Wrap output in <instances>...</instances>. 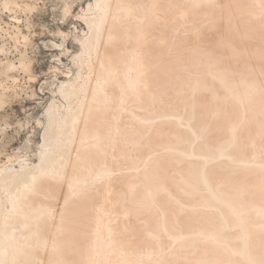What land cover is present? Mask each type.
I'll return each mask as SVG.
<instances>
[{
	"label": "rangeland",
	"instance_id": "rangeland-1",
	"mask_svg": "<svg viewBox=\"0 0 264 264\" xmlns=\"http://www.w3.org/2000/svg\"><path fill=\"white\" fill-rule=\"evenodd\" d=\"M110 1H114V0H105L103 4H100L101 0H0V168L2 166H5L4 168L1 169L2 173H0V188L3 189L9 188L8 192H4L5 190H2L0 193V264H7L9 262L10 255L14 249L16 250V253L18 255L16 256V259L17 261L20 262V263L18 262V264H53L54 261H56L54 264H63L64 259H70L72 253L69 254L67 252H63L64 256L62 254H60L61 255L60 256L57 253L55 247V244L57 240L60 238L62 233V231L60 230L61 226L64 225L65 221L67 224L70 223L68 215L66 217L64 216V214L67 213L65 211L66 210L69 211V208L72 207L71 205L73 204V202L76 201L75 199H77L80 196V194H82L84 191H87L88 187H90L89 190L92 191L94 190L99 192L101 190L99 184L102 183H98L97 181H92V184H87L83 186L82 185L83 180L92 178L100 167H103L106 163L107 165H109L110 163H112L117 159L118 160L115 161L114 166L113 164H110V167L113 166L111 167V169L115 173L114 174L115 176H113V178L115 177V179H117L116 181H118V184L115 181V179L110 178V181L111 179H113L112 181L113 184H111L112 182L109 183V185L111 186L108 185L107 186L108 188H106L105 190L106 191L105 196L107 197L106 198L105 196L103 197L102 196L103 193L99 194L98 196L96 195L97 197L96 199H94V201L96 200L99 204L93 202L94 206L97 207H95V210L91 211L90 214L97 215L99 213L97 211V208L98 207L102 208V212L100 215L102 216L103 223L106 224L107 226L109 225V227L112 226L110 227L111 231L109 230L108 232V235L110 234L112 235V237L110 235L111 241L112 239L115 238L114 240L116 242L119 241L118 242L119 245V243H121L123 240L122 245L124 243L123 246L124 249L122 250V252L114 250L115 248L113 249V251L112 249L110 250L108 249L109 252L107 253L103 252V255L105 254V256H103L102 251H99L100 248H98V251H94V254L92 252V255H94V257L96 258V260H94L97 261L96 263H98V260H100L102 256H103L102 262H104V264L107 258H108L107 259L108 261L106 260L107 264L108 262L109 264H111L112 262H114L112 264L115 263L116 264H155V263L158 264L159 263L158 261L157 263L154 260V256L156 255L155 257H158L165 252L164 249L165 245L163 244V242L160 241L163 238L161 237L162 229L161 230L159 228L157 229L158 226V221L156 222L157 213L155 214L153 208H150L148 210L144 208L145 209L144 210L143 207L141 206L142 204L140 205L139 203L140 207H138L137 205V203L142 198V192H141L142 190L141 188H139V186H141L140 183L141 180L138 177H136L135 174L137 170L141 171L143 168L144 169L147 168L149 166V163H151V161L156 158H158L159 160L158 162L164 163L163 165L164 171L160 166L159 167L160 169L157 168L155 172L158 173L159 171L158 173L159 176L162 177L166 176L165 178L168 181V183L170 182V185H173L174 182L178 181L176 177L173 178L174 172H176L177 169L182 171H188V169L191 168L195 170V172L198 173V177H199V180L197 178L198 181L195 182L197 183V191L199 194L200 193L206 194L208 192L207 186L204 185V183L201 181L202 179L199 176L200 174L205 173L208 169L214 170V171L212 170L213 173L211 174H214V176H218L220 179H222L221 182L223 185L225 183L224 185L225 187L231 186V183H229L230 178L233 179L239 176H240L239 178L244 177L242 181L241 179L238 180V182L240 181L239 183L242 182L241 184L237 182L238 185H241L239 187L242 188L243 186L244 188L249 186H252L253 188L257 187L255 185H250L249 181H248L249 184L247 183V180H249L247 178L250 176V174L252 176L256 172L252 169H249L248 172L247 170L241 171L243 169L241 167L243 165L246 166L247 164L248 167H250L248 162L251 161L250 165L252 166L250 168H252L254 165L252 164L253 160L251 158L253 159L256 158L255 160L259 162L258 164L259 170L261 171L264 170V165H263L264 164L263 163L264 162V140H263L264 126L262 127V125H264V116H263L264 113H262L264 112V107H263L264 106V102H263L264 101L263 98L264 68L262 66V64L264 65L263 63L264 54L261 53V56H256L254 54V49H253V48H259L262 50L261 46H263V53H264V44H263L264 42L262 43V41L257 40L264 38H260L259 37L260 33L258 32L257 33L255 32L256 35L258 34L256 37L252 35L251 36L248 35L247 29L243 28V26L256 25L255 24L256 22L254 23L255 19H252L254 17L253 14H255L256 12L257 13L260 12L258 18H256L257 21L264 19V9H262L263 11L262 10L256 11L255 9L254 11H252L251 7L255 4V0H238V1L210 0V1H202L201 4L194 6H192L189 2L186 1L184 3L181 1L182 2L181 3L180 0H169L168 5L170 7L169 8L170 11L168 12H170V16L167 15L166 12H162L161 10L160 14L161 16L162 15L163 16L159 18L160 20L154 19L153 21L151 20L152 22L149 23L150 31H152V34L146 35L145 37L136 38L134 35L132 36L131 28L129 26H126L128 27V31L127 28H123L122 43L121 42L118 43L119 48L118 46H116L115 48L116 54L114 53V55L111 56L109 55L110 56V57L108 56L109 61L104 63L102 61V55L99 50V45L101 43L110 42L109 40L111 39L109 35L102 34V32L105 31L104 28L107 27L106 23L109 18V11L106 5ZM166 1L167 0H157L158 9L161 8L163 9L164 6L166 5L165 4ZM179 2L181 5L178 4ZM180 6L181 8L184 7L186 8L189 14V15L187 14L188 17L187 15L185 17L181 16ZM176 16L180 20V22L176 18ZM102 18H104L102 24L103 26L101 25L102 30H99V28L97 27L94 31L95 28L94 22H96L97 20H101ZM167 18L168 19L170 18L171 20L169 21ZM182 19L184 20L182 21ZM174 22L177 25L174 24ZM91 23H94V26L91 25ZM262 26H264V23L262 24ZM263 30L264 27H262V32ZM253 32L254 31H252V33ZM225 41L226 43L229 42L231 44L232 43L238 44L242 52L238 54L227 53ZM179 44L187 45V46L191 44L188 46V49L186 46V50L187 51L189 50V52H192L197 48L200 49L195 50L197 52L194 53L192 57H186V55L183 54L182 56L179 57L175 48L177 47V45L180 46ZM238 45H236V47ZM169 46H173V48ZM138 51H141V53L140 52L138 53ZM220 54L222 55L220 56ZM201 55L203 58L209 57L210 58L209 60L215 59V61L217 60L219 61V59L226 61L234 60L235 62H237V63L234 62V64L240 63L241 65H243V67H246V70L243 71V74L244 72L245 74L247 73L248 75L251 74L253 79L255 80L257 79L256 82L255 80H253V83L255 82V85L257 86L256 88L259 91V94L256 97V99H258L257 101L259 100L261 101V96H263L262 101L256 103V99L254 98L253 101L256 108L254 109L255 106L253 104L250 105L248 104L249 106L246 108L247 111L244 113L240 105V102L230 98L229 95H227L228 94L227 90L225 89L227 92L225 93L223 91L224 86L222 87L221 84L218 83V81L209 78L211 76H209L207 70L208 67L203 63L202 64L200 63V65L202 66L199 65L198 67L195 66L197 67L198 70L196 71V73L197 76L200 75L199 78H201L202 81L206 82L205 85L208 84L206 85L208 89L202 90L201 92H197L193 97L191 96L192 94H194L193 91H190L192 93L188 92L189 90L184 92V85H185L184 82L186 81L187 83L190 82L186 80V76L187 79H189L191 78L189 76H191L192 74L188 75L189 73L187 74L182 73V71L184 70L183 66L185 63H186L185 64L186 67H188V64L192 65V63L199 56L201 57ZM193 56L196 57L194 58V60L192 59ZM229 56H231V59L229 58ZM206 59L204 58L205 61ZM140 60L144 63L142 67V71H144L145 73L141 75L142 77L146 75L149 83H147L145 86L140 83L133 88V86L129 85L126 82V79H130L134 75H138L137 72L140 71V69H137L138 71H135L134 69H136L135 62ZM244 60L247 63L246 65L243 62ZM109 65L111 67V72L113 74V77L115 76L114 78L113 77L107 78L108 76L106 77V72ZM203 65H205L204 66L205 70L203 69L202 70L205 72L204 74L203 73L200 74L202 70L199 69V67L204 68ZM181 66L182 69H180ZM105 67L106 69H104ZM130 67L133 69H131ZM237 69L238 70L235 71H237L238 74L235 72L234 74L239 75V71H242L244 68H241V70L239 68ZM257 69L262 70L261 73L263 75ZM255 70L259 71V73L262 75V78L260 77L261 75L259 73H255L257 72ZM178 74L181 75V77H179ZM256 74L258 75V77L256 76ZM254 76H256L257 78L256 77L254 78ZM118 77L121 80V82L116 80ZM206 77L209 79H206ZM169 78L171 83L173 82L172 84L170 83V81H168ZM162 80L168 81L171 86L170 85L161 86L160 82ZM209 80L212 82H210ZM180 81H184V82H180ZM214 81L216 83H213ZM218 84L220 85L219 89H221L222 92L218 89L219 86ZM214 86L216 87V89H218L215 91L218 92L219 96H217L216 98L219 100H217L209 90V87L214 90L215 89ZM185 90H187V88ZM151 91L152 94L154 95H150ZM219 91L221 92L222 96L226 94L227 97L223 96V99H220L222 98V96L220 95ZM161 92L164 94L161 95ZM159 95L161 97L165 95L166 96L162 97L163 98L162 99L161 97H159ZM208 95L210 96V99ZM179 97L181 100L179 99ZM188 97H190L192 101L191 100L188 101L190 99ZM212 97L214 98L213 100ZM194 98L196 99L194 100ZM224 98L226 99L225 101ZM153 99H157V100H153ZM156 101L158 103H156ZM193 101L194 104L197 105L199 110L205 111V114L207 115L205 116L209 118L208 120L209 121L212 120L210 122L206 120L208 121V124L206 123V121H203V124H201V126L202 127L205 126L206 130H204V132L202 133H201L202 129L198 130L200 126L199 128L198 127L195 128L193 127V125L192 128L190 127L193 121L190 119L191 116L189 114L190 110L189 112L187 111L190 108V102L193 103ZM178 102H181L182 104L181 103L178 104ZM198 102L200 103L198 104ZM250 103H252V101ZM103 104L105 107L103 106ZM251 105H253L252 106L253 108H251ZM216 107H219L218 109L219 111L217 113L218 116H215L214 119V117L211 118L209 115L210 112ZM231 108L232 109L236 108V110L234 109L232 110ZM55 109L56 110L58 109V111L61 110L63 113H66L64 117L65 119L63 118L64 123H66V119L68 118L69 114H71L72 112H77V111L82 112L83 115L81 114V116L82 117L84 116V119L79 120V118L82 119V117L77 118L78 121L81 123V125H80V129H77L78 127L76 129L78 130V139L79 140L84 139V142L83 143L79 142V144H77L74 151L75 152L74 156L78 157L79 154L85 152L83 153V157L85 158L86 162L85 163L77 162V161L73 162V160H71L72 162L68 164V167L65 170V175L63 178L58 176V178L54 177L55 178L54 179L52 175H51L52 177L49 175H45L46 177L45 176L43 177L45 179L44 186L42 188H37L34 191L36 193L31 192L30 194L29 191L21 189L22 188L21 184L19 186H16L15 184L12 183L9 184L10 181L7 180L6 178L10 176L15 177L17 175L16 173L20 169L21 163L23 164L27 163L28 166H32L37 162L38 153H39L38 151L43 143L42 134L45 127L47 126L46 112L48 110L49 111L51 110L53 111V113H56L54 112ZM139 109L140 110L143 109V111H140ZM185 109H187V111H185ZM172 110L174 111L172 112ZM129 111L131 112L132 115H130ZM133 111L135 112L133 113ZM204 111L202 112L204 113ZM207 111L209 112L208 113L209 115L207 114ZM231 111H233L234 115ZM112 113L113 116H109ZM230 113L232 114L231 116L229 115ZM138 114L140 116H138ZM252 114L253 117L251 116ZM52 115L54 116V114ZM248 115L250 118L245 119V117H248ZM97 116H101V118L99 117L100 118L99 119ZM108 117L110 118V120L108 119ZM138 117L140 118L138 119ZM241 118L243 122L241 121ZM258 118L260 119L259 121H257ZM94 119H97L98 121ZM170 119L174 120V122L177 121L179 126L177 122L176 125H173V122ZM89 120L93 122L94 126L96 127L95 129H100L98 130L99 132L105 134L109 132L106 135L103 134V136L104 135L105 136L102 137V139L98 142L100 145H98L97 147H95V142L89 139L90 136L87 135L86 132H84L85 123H87ZM129 120L131 121L133 120L132 121L133 123L131 121L129 122ZM165 120H167L168 122L167 121L165 122ZM179 120L183 121L182 122L183 124L179 123L180 122ZM216 120L219 123H217ZM233 120H236L235 122L238 126V131L241 132L243 131V129H246V131L245 132L243 131L244 134L241 136L240 143H237V145L233 144L232 146L231 145L227 146V148L229 147L228 149H226V146L223 148L221 147L219 148L220 141L222 140L224 142L227 141L226 128L229 125L228 123H230ZM246 120H248L249 123ZM120 121L121 123H119ZM137 122L138 123L141 122V124L143 122V125H141L140 123L136 124ZM153 122L154 124L156 122L157 123L153 125ZM184 122H186L187 124H185ZM253 122H255L256 124L258 123L259 124V125L257 124L258 127ZM102 123H104L105 127ZM209 123L210 124L212 123V125L210 126ZM250 123L253 126L250 125ZM180 124L182 128H180ZM214 124H218V125H214ZM106 126H108L109 128ZM208 126H210V128L212 127L211 131L209 130ZM177 127L180 128V129L178 128L179 131L178 129L177 131L176 129H174ZM107 128L108 129L111 128L110 131ZM183 128H185L189 132L191 131L190 132L191 135L185 134L187 135L186 136L187 139H186L185 135L182 134L185 137L184 140L180 141L178 139L176 142L173 141L174 138L176 140L177 139L176 136L180 134L177 132H182L183 130L185 131V129ZM207 129L210 131V133L208 132V134H210V136L208 135V137H206L205 135L208 131ZM136 130L140 132L137 133ZM217 130L219 131L217 132ZM173 133H175V135H173ZM135 134L138 136L141 134L139 140L136 141L138 142L141 140L142 142L140 141V143H137L135 141L136 138L138 139V136H136ZM194 134L196 139L194 136H192ZM249 135L251 138L249 137ZM188 136L189 137L191 136L192 138H189ZM199 136L202 137H200L199 139ZM204 136L207 139L206 138L204 139ZM133 137L136 138H134L133 140ZM212 137L215 141H217L215 147H212L214 146ZM221 137L224 139H222ZM254 137L255 139H253ZM193 138L196 141L193 140ZM248 138L250 140H248ZM147 140L148 143L151 144L147 145L148 144ZM169 140H171V143L168 142ZM191 141L193 142L192 145H191ZM181 142L182 144H180ZM199 142L201 143V145ZM121 143L124 144L121 145ZM167 143L171 145L168 146L169 144ZM242 143L243 145L241 146ZM159 144L163 145V147L165 148L159 146ZM195 144H196V148H195ZM257 144L258 145L261 144L262 146L259 145L261 146L259 147ZM164 145L172 149L168 150L169 148L167 147L166 149V146ZM251 145H253L254 147L257 145L256 150H258L259 152L253 149V146ZM133 146L137 148V151L135 149L134 150L135 153L138 154L139 156L134 155L133 160L132 158L129 159V156L127 158L126 157L123 158L124 154H126L125 150L127 148L133 149L134 148ZM203 146L206 148H203ZM237 146L239 147L241 146L240 147L241 149H239V147ZM119 148L124 150L122 151ZM194 148L195 150H193ZM162 149L163 152L161 151ZM215 149L216 151H214ZM118 150H120V152H117ZM228 150L232 152L230 155H228L229 152ZM169 151H171L170 154L172 155L168 153ZM201 151L203 152V154ZM156 152L159 153L161 157L159 156V154L157 155ZM161 152L162 153L167 152L166 154L164 153L165 157ZM197 152H201V153H197ZM218 152H220L221 154H218ZM238 152L239 154H241L242 158L240 156H237L236 158ZM117 153H119V155ZM177 153L179 155H175ZM244 153L245 155L246 154L249 155L246 156L244 155L246 157L244 158L243 156ZM191 154H195L196 156L193 155L194 156L193 157L191 156ZM251 154L252 157L250 158ZM209 155L210 157L213 156L214 157L210 158ZM152 156L154 157V159H152L153 158ZM179 156L182 157L183 160L182 162H177L178 160L176 159H178L177 157ZM201 156L204 158V161ZM218 156L219 157L221 156L220 158L222 160L224 158L223 162L226 161L227 164H225L226 162L223 163ZM248 156L249 158L247 159ZM167 157L169 158L171 157L172 160L170 159L169 161V158ZM239 157L241 158V160H239ZM119 159H125V162H122L121 160L119 161ZM128 159L131 161H129ZM205 159L207 161L209 160L210 162L209 161L206 162ZM211 159L214 160L211 161ZM246 159L248 160V162H246L245 164ZM261 160H263V162ZM126 161H129L130 163H134L135 165L130 163L128 164L126 163ZM236 161L239 162V166L238 163H236ZM186 162L188 163L186 164ZM229 162L230 164L228 166ZM191 163L194 164V167H192L193 164ZM189 164L192 166L190 167ZM216 164H218V166ZM135 166L137 167L135 168ZM218 167L222 168L223 170H221ZM218 169H220L219 170L220 172H218ZM236 170H238V172ZM231 171L236 174H233ZM167 172H169L170 175H165V173ZM223 172L225 174L230 172L233 175L230 173L229 175L227 174V176L229 177L228 178ZM242 172L244 173L243 175L241 174ZM219 173H221V175H219ZM114 181L116 182L115 184ZM124 181L126 182L124 183ZM127 182H128V186H130L131 184H132L131 186L135 185L134 187H132L133 189L131 187L126 188ZM227 183L229 184L227 185ZM84 187L87 188V190L83 189ZM135 187L137 188V190H135ZM252 187H250V189H253ZM205 188L207 190L206 192H204ZM201 189L203 191H201ZM79 191L82 193L78 194ZM138 191L141 193L140 194L141 196L139 195ZM257 191L259 192V199L263 203L264 191L263 189L261 190L257 189ZM10 192L13 194V196L12 194H10ZM161 193L162 192L159 193L160 196H162L163 194ZM49 194L50 195L52 194L51 197L49 196ZM68 194L70 195L69 197H67ZM74 196H76L77 198ZM137 196L140 197L137 198ZM164 196L165 197L163 196L161 197L163 199L162 202L165 204V206L173 208L174 204L173 206H170L172 205L169 202L170 200L167 202V200L164 199L166 198V195ZM66 197L68 199H66ZM158 198L160 199V197ZM71 199L73 202L71 201ZM135 199H136V203H135ZM100 202L101 203L103 202L102 205ZM142 209L143 212H141ZM205 211L207 210L200 211V213H202L200 216L201 221H206L207 214L210 212V210L207 211L208 213ZM253 212L254 213L256 212L255 209L253 210ZM256 213H257L256 216L259 217L258 221L260 219L264 220L259 216L261 212L257 211ZM254 221L257 222V220ZM263 222L262 224H258L257 222L256 224L258 225L256 224L253 225L254 222L251 224V227H253L254 229V230L252 229V231L256 235L258 234V236L260 235L258 232L261 231V234H263L264 232V227H262L264 226ZM156 223L157 226H155ZM259 223H261V221ZM72 225L80 227V223L75 222ZM142 225L145 228H147L146 230L150 229L152 232L155 231L154 233L155 236L153 235V233L151 234L150 232L143 230L145 228ZM259 225L261 226L259 227ZM151 228L154 230H152ZM256 228L257 230L259 229L258 232H255L257 231ZM93 231H91L90 234L93 233ZM86 232L89 234V229L87 230V227H86ZM158 233H160L159 235L161 236L157 235ZM106 235L107 233L104 236ZM263 235H261V237ZM187 236L188 234H186L185 237ZM107 237L109 238V236H106V238ZM107 240H110V238ZM115 241L112 242L116 244ZM152 243L153 245H151ZM159 243L163 244L164 246L159 245ZM24 247L28 249V251L30 252V256L28 260L26 259V261L22 262L21 256L23 255L22 251ZM251 247L254 246L252 245ZM157 248L160 250H158ZM154 249L155 251H153ZM98 252H100L102 256H100ZM158 253H160V255ZM95 254L99 257H96ZM150 254L152 255L150 256ZM104 257L107 258L104 260ZM182 260L185 261L184 258H182ZM102 262L100 261L99 263L102 264ZM161 263L163 264V262Z\"/></svg>",
	"mask_w": 264,
	"mask_h": 264
},
{
	"label": "bare ground",
	"instance_id": "bare-ground-1",
	"mask_svg": "<svg viewBox=\"0 0 264 264\" xmlns=\"http://www.w3.org/2000/svg\"><path fill=\"white\" fill-rule=\"evenodd\" d=\"M105 0H101L100 4H103ZM189 2L192 6L194 5H199L202 3V1H210V0H180V2ZM238 1V0H237ZM169 0L166 1V5L164 6V8L162 9H158V3H157V0H114V1H110L107 3L106 7L108 8V11H109V18H108V21L106 23L107 27H105V31L102 32V34H107L111 37V39L109 40L110 42H107V43H101L99 45V50H100V53L102 55V61L105 63L108 60V58L111 56V55H114V53L116 54V46H118L119 42L122 43V32H123V28H127V31H128V27L126 26H129L131 28V34L132 36L134 35L136 38H139V37H145L146 35H149V34H152V31H150V25L149 23L152 22L154 19H159L161 16V10L162 12H166L167 15L170 16V7H169ZM173 2V1H172ZM180 2L178 4H180ZM181 2V3H182ZM206 3V2H205ZM208 4V3H207ZM181 5V4H180ZM204 5V4H203ZM213 7V6H212ZM243 7V6H242ZM248 7V6H247ZM90 8V7H89ZM181 8V6H180ZM185 8V7H184ZM181 8V16L182 17H185L188 12L186 10V8ZM179 9V8H178ZM254 9L256 11H261L262 9H264V0H255V4L251 7V10L254 11ZM167 10V11H166ZM111 11V12H110ZM160 11V12H159ZM179 11V12H180ZM210 11V10H209ZM255 11V12H256ZM263 11V10H262ZM172 12V11H171ZM206 12V10H205ZM104 13V12H102ZM260 12H256L255 14H253V18L252 19H255L254 23L256 25H245L243 26V28L247 29V34L248 35H252L254 37H256L257 35L255 34V32L257 33H260L259 34V37L260 38H264V30L262 32V24L264 23V19L260 20V21H257L256 18H258V15H259ZM163 14V13H162ZM173 14V13H172ZM180 14V13H179ZM175 15V14H174ZM189 15V14H188ZM187 15V17H188ZM166 16V15H164ZM178 16V15H177ZM176 16V18H177ZM172 17V15H171ZM180 17V18H182ZM166 18V17H165ZM190 18V17H189ZM168 19V18H167ZM175 19V18H173ZM178 19V18H177ZM184 19H187V18H184ZM182 19V21L184 20ZM103 20L104 18H102L101 20H97L95 23V28H94V31L95 29L98 27L99 30H102L101 28V25L103 24ZM145 20V22H144ZM152 20V21H151ZM160 20V19H159ZM169 21L171 20L170 18L168 19ZM179 20V19H178ZM176 21V20H175ZM180 22V20H179ZM94 23H91V25L94 26ZM173 23V22H172ZM174 24H176L174 22ZM180 24V23H179ZM178 24V25H179ZM177 25V24H176ZM91 26V27H93ZM103 26V25H102ZM152 26V25H151ZM154 27V26H153ZM103 29V30H104ZM152 30V29H151ZM261 30V31H260ZM149 31V32H148ZM252 31H254L252 33ZM260 31V32H259ZM125 32V31H124ZM151 32V33H150ZM162 39V38H161ZM135 40V39H134ZM138 40V39H137ZM259 41H262V43L264 42V39H257ZM227 41V40H226ZM225 41V43H226ZM190 42V41H189ZM224 42V41H223ZM120 43V45H121ZM167 44V42H166ZM192 44V43H191ZM189 44V45H191ZM218 44V43H217ZM224 44V43H223ZM233 44V45H232ZM229 43L227 42L226 43V51L227 53H231V54H238L241 51V48H239V45L238 44H234V43ZM245 44V43H244ZM264 44V43H263ZM171 45V44H170ZM180 45V44H179ZM188 45V46H189ZM236 45H238L236 47ZM257 45V44H256ZM168 46V44H167ZM186 46L187 45H180L176 48V51L178 53V56H182L183 55H186V57H192V55L194 53H196L197 51L195 50H198L200 48H197L195 49L194 51L192 52H189V50L187 51L186 50ZM188 46H187V49H188ZM169 47H172L173 46H169ZM194 47V46H193ZM245 47V46H244ZM262 47V50L259 49V48H253L254 49V54L256 56H261V53H263V46ZM119 48V46H118ZM171 48V49H172ZM203 48V47H202ZM170 49V50H171ZM217 49V48H216ZM252 49V51H253ZM106 50V51H105ZM140 50V49H139ZM193 50V49H192ZM191 51V49H190ZM132 52V51H131ZM141 53V51H138V53ZM215 53V52H214ZM252 53V52H250ZM110 55V56H109ZM196 55V54H195ZM194 55V56H195ZM215 55V54H214ZM217 55V54H216ZM222 54H220L221 56ZM252 55V54H251ZM109 56V57H108ZM131 56V55H130ZM137 56V55H136ZM141 56V55H139ZM193 56V60L194 57ZM207 56V55H206ZM210 56V55H209ZM212 56V55H211ZM240 56V55H239ZM133 57V56H132ZM216 57V56H215ZM227 57H228V54H227ZM254 57V56H253ZM199 58V59H198ZM193 63L192 65L191 64H188V67L183 66V71L182 73L184 74H187L189 73L188 75L192 74L191 78L187 79V76H186V80H188L189 83L184 82V81H180V82H184V92L185 91H193L194 94H192L191 96H195V94L197 92H201L202 90H206L208 89V87L205 85L206 82L202 81L201 78H199V76H197V73L196 71L197 70V67L198 65L199 66H202L200 65V63L202 64H205L207 65L208 67V73H209V78L211 79H214L216 81H218V83L221 84V86L223 87L224 86V92L229 95L230 98L240 102V105L242 107V110L243 112L245 113L247 110L246 108L250 105V104H253L254 105V98L256 99V97L258 96L259 94V91L258 89L256 88L257 86L255 85V82L256 80L253 79V77L251 76V74H243V71L246 70V67H243V65H241L240 63L238 64H234V60H229V61H226V60H221L219 59V61H215V59H211L209 60L210 58L208 57H204L206 59V61L204 60V58L199 56ZM229 58L231 59V56H229ZM262 58V57H261ZM130 59V58H129ZM136 59V57H135ZM203 59V60H202ZM134 60V59H133ZM132 60V61H133ZM192 60V61H193ZM237 60V59H236ZM240 60V59H238ZM191 61V62H192ZM217 62V63H216ZM219 62V63H218ZM245 63V65L247 64L245 62V60L243 61ZM136 69H134L135 71H138L137 69H140V71H138V75H134L132 78L130 79H126V82L133 86V88L138 85V84H142V85H146L147 83H149V81L147 80L148 78L146 77V75L144 77H142L144 73V71H142V67L144 65V63L140 60V61H136ZM184 63V62H183ZM216 63V64H215ZM237 63V62H235ZM252 63V62H251ZM262 63V62H261ZM264 63V62H263ZM133 64V63H132ZM190 65V66H189ZM203 65V67L205 66ZM250 65V64H249ZM254 65V64H253ZM258 65V64H257ZM182 66L180 69H182ZM197 66V67H195ZM261 66V65H260ZM263 68H264V65L262 64ZM131 68V67H130ZM129 68V69H130ZM161 68V67H160ZM237 68H239L241 70V68H244L242 71H239V75H236L234 74L237 73V71L235 70H238ZM257 68V67H256ZM260 68V67H259ZM106 69V67L104 68ZM133 69V68H131ZM130 69V70H131ZM162 69V68H161ZM199 69H203L205 70V67L202 68V67H199ZM177 70V69H175ZM179 70V69H178ZM200 73V74H204L205 71H203ZM253 70V69H252ZM259 70V69H257ZM255 70V71H257ZM260 73L262 70H259ZM259 71L255 72V73H259ZM178 72V71H177ZM181 72V71H179ZM254 72V71H253ZM136 73V74H137ZM250 73V72H249ZM259 73V74H260ZM142 74V75H141ZM199 74V73H198ZM236 76H234V75ZM238 74V73H237ZM262 74V73H261ZM260 74V75H261ZM161 75V74H160ZM179 75V74H178ZM233 75V76H232ZM259 75V76H260ZM263 75V74H262ZM262 75L260 76L262 78ZM108 76V77H107ZM205 76V75H204ZM256 76L258 77V75L256 74ZM254 76V78L256 77ZM106 77L109 78V77H113V74L111 72V67L110 65L108 66V69H107V72H106ZM115 77V76H114ZM113 77V78H114ZM179 77H181V75H179ZM177 77V78H179ZM184 77V76H183ZM202 77V76H201ZM256 77V78H257ZM112 78V79H113ZM203 78V77H202ZM205 78V77H204ZM206 77V79H209ZM116 79V78H115ZM181 79V78H180ZM178 79V80H180ZM205 79V80H206ZM259 79V78H258ZM264 79V78H263ZM261 79V80H263ZM117 81L121 82V80L119 79V77L116 79ZM204 80V79H203ZM253 80H255V82L253 83ZM160 81V80H159ZM170 81V78L169 80ZM166 81V80H162L160 83H161V86H165V85H170V83ZM173 81V80H172ZM210 81V80H209ZM264 81V80H263ZM118 82V83H119ZM212 82V81H210ZM126 83V85H127ZM157 83V82H156ZM173 83V82H172ZM171 83V84H172ZM187 83V84H186ZM213 83H216L215 81ZM211 84V83H209ZM178 85V84H177ZM181 85V84H180ZM214 85V84H213ZM219 85V84H218ZM154 86V85H153ZM171 86V85H170ZM183 86V85H182ZM210 86V85H209ZM130 87V86H129ZM139 87V86H138ZM179 87V86H178ZM212 87V86H211ZM215 87V86H214ZM220 85L218 86V89H219ZM132 88V87H131ZM160 88V87H159ZM183 88V87H182ZM187 88V90H185ZM162 89V87H161ZM172 89V88H171ZM215 89H211L209 87V90L210 92L213 94V96L216 98L218 95V92H216L215 90H218ZM227 92H226V90ZM182 90V89H180ZM221 92L222 90L219 89ZM165 91V90H164ZM169 91V90H168ZM219 91V92H220ZM154 92V91H153ZM156 92V91H155ZM220 92V95L222 96ZM166 93V92H165ZM174 93V92H173ZM182 93V91H181ZM192 93V92H190ZM158 94V93H156ZM164 94L161 92V95ZM167 94V93H166ZM224 94V93H223ZM261 94V93H260ZM150 95H154L152 94V91H151V94ZM226 94H224L223 96H226ZM166 96V95H165ZM165 96H162V97H165ZM178 96V95H176ZM209 96V95H208ZM223 96L222 98L220 99H223ZM154 97V96H153ZM159 97H161L159 95ZM161 97V98H162ZM181 97V96H180ZM179 97V99H180ZM260 97V96H259ZM262 97L261 96V101H262ZM152 98V97H151ZM150 98V99H151ZM158 98V97H157ZM182 98V97H181ZM187 98V96H186ZM190 98V97H188ZM219 98V97H218ZM264 98V97H263ZM163 99V98H162ZM196 98H194L195 100ZM199 99V98H197ZM209 99H210V96H209ZM214 98L212 97V100ZM217 99V98H216ZM215 99V100H216ZM228 99V98H227ZM153 100H157V99H153ZM175 100V99H174ZM173 100V101H174ZM181 100V99H180ZM191 98L188 100L190 101ZM219 100V99H217ZM226 99L224 98V101ZM229 100V99H228ZM227 100V101H228ZM258 99H256V103L259 101H257ZM162 101V100H161ZM192 101V100H191ZM203 101V100H202ZM230 101V100H229ZM252 101V103H250ZM260 101V102H261ZM182 102V101H181ZM181 102H178L181 103ZM185 102V101H184ZM197 102V101H196ZM210 102V101H209ZM232 102V100H231ZM264 102V101H263ZM156 103H158L156 101ZM169 103V102H168ZM200 102H198L199 104ZM203 103V102H202ZM201 103V104H202ZM214 103V102H213ZM212 103V105H213ZM217 103V102H216ZM219 103V102H218ZM221 103H222V100H221ZM235 103V101H234ZM152 104V103H151ZM154 104V103H153ZM182 104V103H181ZM188 104V103H187ZM200 104V106H201ZM208 104V103H207ZM249 104V105H248ZM263 104V103H262ZM107 105V104H106ZM168 105V104H167ZM173 105V103H172ZM186 105V104H185ZM203 105V104H202ZM215 105V104H214ZM232 105V104H231ZM236 105V104H235ZM239 105V104H238ZM251 105V108H253ZM258 105V104H257ZM104 106V104H103ZM176 106V104H175ZM188 106V105H187ZM209 106V105H208ZM255 106V105H254ZM105 107V106H104ZM240 107V106H239ZM262 107V106H261ZM260 107V108H261ZM264 107V106H263ZM169 108V107H168ZM177 108V107H176ZM185 108V107H184ZM207 108V107H206ZM250 108V107H249ZM256 108V106L254 107V109ZM138 109V108H137ZM183 109V107H182ZM204 109V108H203ZM219 107H216L214 108L211 112H210V115L208 114L209 112L207 111V114L215 119V116H218L217 113H218V110ZM232 109V108H231ZM234 109V108H233ZM232 109V110H233ZM140 110V109H139ZM168 110V109H167ZM177 110V109H176ZM178 110H181V109H178ZM190 110V119L193 121L191 123V128H192V125L193 127L195 128H200L198 130H201V133L204 132V130H206L205 126H201V124H203V121H206L208 120L209 118L206 117L207 115L205 114V111L204 113L198 109L197 105L194 104V101L193 103L190 102V108L188 109H185V111L189 112ZM236 110V108L234 109ZM258 110V109H257ZM140 111H143L140 110ZM174 110H172L173 112ZM183 111V110H182ZM259 111V110H258ZM257 111V112H258ZM261 111V110H260ZM54 112L56 113H53V111H47L46 112V119H47V126L45 127L44 131H43V134H42V139H43V143L41 145V147L39 148V153H38V159H37V162L32 165V166H28L27 163L23 164L21 163L20 165V169L18 170V172L16 173L17 175L13 178L12 176L10 177H7L6 179L9 180V184H15L16 186H19L21 184V189L22 190H26V191H29V193L31 194V192L33 193L37 188H42L44 186V176L45 175H49V176H53V178H58V176L60 177H64L65 175V170L66 168L68 167V164L70 162H72L71 160L74 161H77V162H82V163H85L86 160L85 158L83 157V153L79 154L78 157L74 156V151H75V148L77 146V144H79V142H84V139H78V130L77 129H80V125L81 123L78 121V117H82L81 114L82 112L81 111H77V112H72L71 114H69L68 118L66 119V123H64L63 121V118L65 117L66 113H63L61 110L58 111V109L54 110ZM130 112V111H129ZM135 111H133L134 113ZM137 112V111H136ZM165 112V111H164ZM168 112H171V111H168ZM179 112V111H178ZM224 112V111H223ZM233 113V111H231ZM235 112V111H234ZM111 113V112H110ZM141 113V112H139ZM183 113V112H182ZM264 113V112H262ZM54 114V116L52 115ZM181 114V113H180ZM185 114V113H184ZM187 114V113H186ZM188 114V116H189ZM256 114V113H255ZM83 115V114H82ZM108 115V114H107ZM125 115V114H124ZM123 115V116H124ZM130 115L131 112H130ZM136 115V114H135ZM177 115V113H176ZM179 115V113H178ZM206 115V116H205ZM221 115V114H220ZM230 116L232 115L231 113L229 114ZM234 115V113H233ZM244 115H247V114H244ZM260 115V114H259ZM262 115V114H261ZM109 116H113V113L110 114ZM138 116H140L138 114ZM151 116V115H150ZM167 116V115H166ZM175 116V115H174ZM204 116V117H203ZM228 116V117H230ZM241 116V114H240ZM253 117V114L251 115ZM264 116V114H263ZM98 118L101 116H97ZM130 117V116H129ZM136 117V116H134ZM133 117V118H134ZM145 117V116H144ZM147 117V115H146ZM165 117V116H164ZM180 117V116H179ZM202 117H203V120H202ZM206 117V119H205ZM95 118V117H94ZM97 118V119H98ZM99 118V119H100ZM107 118V116H106ZM112 118V117H111ZM131 118V117H130ZM140 117H138L139 119ZM150 118V117H149ZM154 118V117H153ZM167 118V117H166ZM165 118V119H166ZM243 118V117H242ZM242 118H241V121H242ZM246 118H250L249 115L248 117H245ZM255 118V117H254ZM65 119V118H64ZM84 119V116L81 118H79V120H83ZM97 119H94V120H97ZM108 119L110 120V118L108 117ZM142 119V117H141ZM140 119V121H141ZM160 119V118H159ZM177 119V118H176ZM244 119V118H243ZM93 120V118H92ZM123 120V119H122ZM136 120V119H135ZM148 120V119H147ZM152 120V119H151ZM157 120V119H156ZM164 120V119H163ZM172 120V119H170ZM175 120V118H174ZM174 120H172L173 122V125H176V122H174ZM189 120V118H188ZM190 120V121H191ZM221 120V119H220ZM224 120V119H222ZM230 120V119H229ZM260 119L258 118L257 121H259ZM98 121V120H97ZM95 121V122H97ZM131 120H129L130 122ZM133 121V120H132ZM131 121V122H132ZM139 121V120H137ZM146 121V119H145ZM167 120H165L166 122ZM180 121V120H179ZM209 121V120H208ZM208 121H206V123L208 124ZM212 121V120H210ZM209 121V122H210ZM236 120H233L231 121L230 123H228V127L226 128L227 129V137H226V142H224L223 140L220 141L219 143V148H223L226 146V149L227 146H232L233 144H236L237 143H240V139H241V136L244 134V132L246 131V129H243V131H238V126L235 122ZM248 121V120H246ZM250 121V119H249ZM248 121V123H249ZM256 121V122H257ZM128 122V123H129ZM136 122V121H135ZM168 122V121H167ZM183 121H180L179 123H182ZM217 122V120H216ZM243 122V121H242ZM241 122V123H242ZM252 122V121H251ZM85 123V122H84ZM105 123V122H104ZM104 123H102L104 125ZM121 123V121L119 122ZM133 123V122H132ZM141 124V122H139ZM138 122L136 124H139ZM157 123V122H156ZM155 123V124H156ZM175 123V124H174ZM185 124H187L186 122H184ZM214 123V122H212ZM212 123L210 124V126L212 125ZM219 123V122H217ZM222 123V122H221ZM226 123V122H225ZM247 123V122H246ZM255 123V122H253ZM260 123V122H259ZM61 124V125H60ZM96 124V123H95ZM147 124V123H146ZM151 124V123H149ZM154 122H153V125H155ZM178 124V122H177ZM183 124V123H182ZM206 124V126H207ZM258 124V123H257ZM255 123V125L258 127ZM108 125V124H106ZM122 125V124H121ZM143 125V122L142 124ZM167 125V124H166ZM169 125V124H168ZM172 125V124H171ZM172 125V126H173ZM214 125H218V124H214ZM227 125V124H226ZM244 125V124H243ZM250 125H252L250 123ZM84 126V124H83ZM138 126V125H137ZM146 126V125H144ZM152 126V125H151ZM165 126V125H164ZM171 126V127H172ZM179 126V124H178ZM209 127V130L211 131V128ZM253 126V125H252ZM261 126V125H260ZM264 125H262L263 127ZM76 131H75V129ZM99 127V126H98ZM103 127V126H102ZM105 127V125H104ZM108 127V126H106ZM134 127V126H133ZM148 127V126H147ZM185 127V125H184ZM215 127V126H214ZM219 127V126H218ZM224 127V126H223ZM223 127H220V128H223ZM96 127L94 126L93 122H91L90 120L85 123V127H84V132H86L87 135L90 136V140H93L95 142V147H97L98 145H100L98 142L102 139V137H104L106 134L108 133H102V132H99L98 130L100 129H95ZM109 128V127H108ZM107 128V129H108ZM128 128V127H127ZM130 128V127H129ZM152 128V127H151ZM173 128V127H172ZM179 127L177 128H174L178 129ZM180 128L181 127V124H180ZM179 128V129H180ZM216 128V127H215ZM260 128V127H259ZM111 129V128H110ZM110 129H108L110 131ZM123 129V127H122ZM145 129V128H144ZM155 129V128H154ZM178 129V131H179ZM185 129V128H183ZM219 129V128H218ZM225 129V130H226ZM261 129V128H260ZM104 130V129H103ZM107 130V131H108ZM142 130V129H141ZM171 130V129H170ZM194 130V128H193ZM208 130V129H207ZM207 131V133L205 134L206 137H208V135L210 136V134H208V132L210 133V131ZM215 130V129H214ZM253 130V129H252ZM105 131V132H107ZM125 131V129H124ZM127 131V130H126ZM137 131V130H136ZM144 131V130H143ZM169 131V130H168ZM182 131V130H181ZM213 131V129H212ZM219 130H217L218 132ZM222 131V130H221ZM140 132V131H139ZM137 131V133H139ZM157 132V131H156ZM191 132V131H190ZM188 130L185 129V131L183 130L182 132H177V133H180L178 134L176 137L177 139L175 140V136L172 137L174 138L173 141H177L178 139L181 141V140H184L185 137L187 135H191ZM254 132V131H253ZM252 132V133H253ZM258 132V131H257ZM260 132V131H259ZM263 132V131H261ZM89 133V134H88ZM148 133H149V130H148ZM176 133V134H177ZM212 133V132H211ZM225 133V132H224ZM103 134H105L103 136ZM142 134V133H141ZM140 134V135H141ZM147 134V133H146ZM158 134V133H157ZM182 134H187L185 135H182ZM220 134V132H219ZM261 134V133H260ZM136 135V134H135ZM134 135V136H135ZM140 135H136L138 136V139L136 137H133V140L134 138L135 141L136 140H139V137ZM145 135V134H144ZM173 135H175V133H173ZM171 135V136H173ZM198 135V134H197ZM201 135V134H199ZM213 135V134H211ZM254 135V134H253ZM195 137V134L192 135ZM216 136V135H215ZM226 136V135H225ZM159 137V136H158ZM161 137V135H160ZM168 137V136H167ZM189 137V136H188ZM200 137L202 136H199V139ZM204 136V139L206 138ZM217 137V136H216ZM219 137V135H218ZM250 137V135H249ZM144 138V137H143ZM189 138H192L191 136ZM188 138V139H189ZM222 138V137H221ZM251 138V137H250ZM142 139V138H141ZM156 139V138H155ZM169 139V138H168ZM171 139V138H170ZM187 139V137H186ZM196 139V137H195ZM193 138V140H195ZM207 139V138H206ZM209 139V138H208ZM220 139V138H218ZM224 139V138H222ZM255 139V137L253 138ZM190 140V139H189ZM192 140V139H191ZM248 140H250L248 138ZM247 140V141H248ZM264 140V139H263ZM135 141H132V142H135ZM141 141V140H140ZM140 141H136L137 143H140ZM172 141V142H173ZM196 141V140H195ZM194 141V143H195ZM212 141L214 142V146L212 147H215V144H217L213 137H212ZM254 141V140H253ZM142 142V141H141ZM162 142V141H161ZM168 142L171 143V140H169ZM198 142V141H197ZM207 142H210V141H207ZM249 142V141H248ZM251 142V141H250ZM127 143V142H125ZM136 143V144H137ZM147 143H148V140H147ZM165 143V142H164ZM192 141H191V145H192ZM200 143V142H199ZM254 143V142H253ZM258 143V142H257ZM260 143V142H259ZM124 144V143H121V145ZM131 144V143H130ZM135 144V145H136ZM151 143H148L147 145H149ZM162 144V143H161ZM169 144V143H167ZM175 144V143H174ZM182 144V142L180 143ZM179 144V145H180ZM204 144V142H203ZM209 144V143H208ZM255 144H256V141H255ZM254 144V145H255ZM129 145V144H128ZM134 145V143H133ZM171 144H169L168 146H170ZM173 145V144H172ZM187 145V144H186ZM190 145V144H189ZM188 145V146H189ZM194 145V144H193ZM201 145V143H200ZM213 145V144H212ZM240 145V144H238ZM243 145V143L241 144V146ZM246 145V144H245ZM248 145V144H247ZM250 145V143H249ZM258 145V144H257ZM256 145V146H257ZM261 145V144H259ZM258 145V146H259ZM127 146V145H126ZM155 146V145H154ZM157 146H158V143H157ZM159 146H162L163 145H160ZM166 146V145H164ZM166 146V149L167 147ZM182 146V145H181ZM180 146V147H181ZM240 146V147H241ZM253 146V145H251ZM254 147L253 146V149H257V147ZM262 146V145H261ZM259 146V147H261ZM134 147V146H133ZM137 147V146H136ZM191 147V146H190ZM200 147V146H199ZM239 147V146H237ZM236 147V148H237ZM239 147V149H241ZM250 147V146H249ZM258 147V148H259ZM122 148V147H121ZM119 148L120 150H124V149H121ZM123 148H124V145H123ZM158 148V147H157ZM161 148V147H160ZM165 148V147H163ZM169 148V147H168ZM176 148V147H175ZM178 148V146H177ZM195 148H196V144H195ZM195 148L193 150H195ZM202 148V147H201ZM203 148H206L203 146ZM235 148V147H234ZM233 148V149H234ZM252 148V147H251ZM126 149V148H125ZM130 149V151H129ZM137 151V148H127L125 151H126V154H124L123 158L124 157H128L129 156V159L132 158L133 160V156L135 155H138L135 153V150ZM172 148H169L168 150H170ZM181 149V148H180ZM184 149V148H183ZM186 149V148H185ZM190 149V148H188ZM225 149V148H224ZM120 150H118L117 152H120ZM160 150V149H159ZM178 150V149H177ZM192 150V148H191ZM201 150V149H200ZM218 150V149H217ZM232 150V149H231ZM243 150V149H242ZM245 150V149H244ZM121 151V152H122ZM163 152V149L161 150ZM167 151V150H166ZM172 151V150H171ZM169 151L168 153L170 154ZM175 151V150H174ZM189 151V150H188ZM216 151V149L214 150ZM229 151V150H228ZM234 151V150H233ZM248 151V150H246ZM253 151V150H252ZM258 151V150H256ZM262 151V149H261ZM161 152V153H162ZM186 152V151H185ZM184 152V153H185ZM196 152V151H194ZM202 152V151H201ZM201 152H197V153H201ZM207 152V151H206ZM209 152V151H208ZM224 152V150H223ZM236 152V151H235ZM241 152V151H240ZM259 152V151H258ZM157 153V152H156ZM165 154L167 152H164ZM164 153L163 156H164ZM193 153V151H192ZM214 153V152H212ZM232 152L229 151L228 152V155H230ZM243 153V152H242ZM249 153V152H248ZM255 153V152H254ZM119 155V153H117ZM151 154V153H150ZM159 153H157L158 155ZM203 154V152H202ZM218 154H221L220 152H218ZM235 154V153H233ZM253 154V153H252ZM252 154L250 155V158L252 157ZM148 155V154H147ZM146 155V156H147ZM156 155V156H157ZM172 155V154H170ZM174 155V154H173ZM175 155H179L178 153L175 154ZM185 155V154H184ZM195 154H191V156H193ZM201 155V154H199ZM208 155V153H207ZM225 155V154H224ZM245 155V153L243 154V156ZM246 155H249V154H246ZM245 155V156H246ZM132 156V157H131ZM139 156V155H138ZM145 156V157H146ZM159 156L161 157V155L159 154ZM183 156V155H182ZM196 156V155H195ZM203 156V155H202ZM201 156V157H202ZM212 156V154H211ZM237 156H240L241 157V154H238L236 155V158ZM244 156V158H246ZM260 156V155H259ZM121 157V156H120ZM142 157V156H141ZM148 157V156H147ZM153 157V156H152ZM151 157V158H152ZM158 157V156H157ZM165 157V156H164ZM174 157V156H173ZM188 157V156H187ZM194 157V156H193ZM199 157V156H198ZM200 157V158H201ZM204 157V156H203ZM202 157V158H203ZM208 157V156H206ZM205 157V158H206ZM210 157V155H209ZM214 157V156H213ZM213 157H210V158H213ZM219 157V156H218ZM217 157V158H218ZM221 157V156H220ZM219 157V159H221ZM232 157V156H231ZM239 157V160H241V158ZM156 158V157H155ZM169 158V157H167ZM178 160L177 162H182V157H177ZM186 158V156H185ZM192 158V157H190ZM235 158V159H236ZM249 158V156L247 157V159ZM128 159V160H129ZM154 159V157L152 158ZM171 157L169 158V161H170ZM174 159V158H173ZM194 159V158H193ZM192 159V160H193ZM215 159V158H214ZM214 159H211L214 160ZM228 159V157H227ZM246 159V160H247ZM253 161H252V164L254 165L252 168H250L252 165L251 164V161L248 162V160L246 161L245 160V164L246 162L249 163V166L248 167V164L246 166H242L241 168H243L241 171H244V170H248L249 169H252L254 170L256 173L254 175L250 176L247 178L249 180H247V183L249 181L250 185H255L257 187L253 188L252 186H249V187H246L243 188L242 187H239L241 185H238V180L244 178H239V177H236V178H230L229 179V183H231V186H227L225 187V183L224 185L222 184V179H220L218 176H214V174H211L213 173L212 170H205L206 172L205 173H202L200 174V178L202 179L201 181L204 183V185L207 186L208 188V192L206 194H199L198 191H197V182L199 180V177H198V173L195 172V170L189 168L188 171H182V170H178L176 172H174V177H176V179L178 180L177 182H174L173 185H170V182L168 183V181L166 180V176L162 177V176H159L158 173L155 172V170L157 168H159L160 166L162 167V170L164 171L163 169V165L164 163H160L158 162V158L154 159L151 161V163H149V166L147 164V168H143L141 171H138L135 172L136 174V177H138L140 180H141V186H139V188H141V192H142V198H141V202L139 201L138 199V207L139 206V203L140 205L144 208H146L147 210L150 209V208H153L155 211V214H159L157 215L156 214V222L158 221V226H157V223L155 226H157V229L159 228L162 232V236L159 235L160 233H158L157 235L163 237L162 240H160L161 242H163V244L165 245V252L160 255V253H158L160 256L158 257H155L154 256V260L160 264L161 262H163V264H264V232L263 234H261V231L258 232L257 228L255 232H258L260 235L258 236V234L256 235L252 229L253 227H251V224L254 222L253 225H255L257 222L258 224H262V222L264 220H259V217L256 216V212H261V214L259 215L260 218L264 219V207H263V203L260 201L259 199V192L257 191V189L261 190L263 189L264 191V170H259V167H258V164L259 162L253 158H251ZM118 160V159H117ZM115 160V161H117ZM122 161V162H125V159H119V161ZM136 160H137V157H136ZM139 160V159H138ZM142 160V159H141ZM172 160V159H171ZM222 160V159H221ZM224 160V158H223ZM222 160V162H223ZM237 160V159H236ZM259 160V159H258ZM107 161V160H106ZM109 161V160H108ZM115 161H111L112 163L110 164H115ZM131 161V160H129ZM129 161H126V163H130ZM168 161V160H167ZM168 161V162H169ZM202 161V160H201ZM203 161H204V158H203ZM202 161V162H203ZM206 162H208L206 159H205ZM216 161V160H215ZM228 161V160H227ZM263 162V160H261ZM76 162V163H77ZM139 162V161H137ZM176 162V161H175ZM176 162V163H177ZM190 162V161H189ZM194 162V161H193ZM201 162V163H202ZM210 162V161H209ZM214 162V161H213ZM212 162V163H213ZM226 161H224L223 163H225ZM232 162V161H231ZM136 163V162H135ZM170 163V162H169ZM188 162H186L187 164ZM219 163V162H218ZM233 163V162H232ZM231 163V165H232ZM236 163H238V166H239V162L236 161ZM235 163V164H236ZM242 163V162H241ZM244 163V161H243ZM264 163V162H263ZM79 164V163H78ZM105 164V163H103ZM109 164V163H108ZM110 164L107 165V163L103 166V167H100L96 173L94 174V176L92 178H89V179H84L83 182H82V185H87V184H92V181H97L98 183H102V184H99V187H101V190L99 192L97 191H92V190H89L90 187H88V190L87 188H83V189H86L87 191H84L83 193L82 192H78L79 193H82L80 194V196L75 199L76 201H71L73 202V204L71 205L72 207L69 208V211L66 210L65 212H67L66 214H64V216L66 217L68 215V218H69V224L64 223L63 226H61L60 230L62 231L61 233V236L60 238L57 240L56 244H55V247H56V250H57V253L60 255L62 254L63 255V252H67L69 254L72 253L71 255V258L70 259H64L63 260V264H95L97 261H94L96 260V258L94 257V255H92V252L94 254V251H98V248L99 251H102V255H103V252L104 253H107L109 252L110 249H113L114 250H117V251H120L122 252V250L124 249V243L122 245V242L119 243L118 245V242H116L114 239H112V241H115L116 244H114L112 241H111V237L110 235H108V232L110 230V226L109 225L107 226L106 224L103 223V220H102V216L100 215L101 212H102V208L98 207L97 208V211L99 212L97 215H92L90 214L91 211L95 210V207L97 206H94V203L93 202H96L98 203L96 200L94 201V199H96V197L99 195V194H102V196L104 197L105 196V193H106V188H108L107 186L109 185V183H111L113 181V179H115V177L113 178V176H115L113 170L111 169V166L110 167ZM130 164H134V163H130ZM142 164V163H141ZM182 164V163H181ZM180 164V165H181ZM193 164V163H191ZM203 164V163H202ZM205 164V162H204ZM221 164V163H220ZM227 164V162L225 163ZM230 162L228 163V166H229ZM135 165V164H134ZM137 165V164H136ZM139 165V164H138ZM171 165V164H170ZM185 165V163H184ZM190 165V164H189ZM199 165V164H198ZM207 165V163H206ZM211 165V164H210ZM218 166V164H216ZM230 165V166H231ZM264 165V164H263ZM183 166V165H182ZM188 166V165H187ZM192 165H190L191 167ZM204 166V165H203ZM213 166V164H212ZM212 166H209V167H212ZM215 166V165H214ZM262 166V165H261ZM5 166H2L0 168V173H2V168H4ZM137 166H135L136 168ZM189 167V166H188ZM194 167V164L193 166ZM196 167V166H195ZM171 168V167H170ZM198 168V167H197ZM205 168V167H204ZM203 168V170H204ZM220 168V167H218ZM134 169V168H133ZM160 169V168H159ZM211 169V168H210ZM221 170H223L222 168H220ZM218 169V172H220ZM226 169V168H225ZM263 169V168H262ZM202 170V169H201ZM202 170V171H203ZM166 171V170H165ZM214 171V170H213ZM217 171V169H216ZM228 171V170H227ZM238 172V170H236ZM240 171V172H241ZM251 171V170H250ZM261 171V172H260ZM225 172V171H224ZM223 172V173H224ZM232 172V171H231ZM253 172V171H252ZM230 172H228L227 174L229 175ZM233 173V172H232ZM230 173V174H232ZM225 174V173H224ZM227 174H225L227 176ZM233 174H236V173H233ZM232 174V175H233ZM242 175L244 174L243 172L241 173ZM165 175H170L169 172L165 173ZM173 175V174H172ZM219 175H221V173H219ZM223 175V174H222ZM224 175V176H225ZM51 176V177H52ZM237 176V175H236ZM46 177V176H45ZM169 177V176H167ZM218 177V178H217ZM228 177V176H227ZM12 178V179H11ZM43 178V179H42ZM54 178V179H55ZM110 178H113L111 179L110 181ZM131 178V177H130ZM135 178V177H134ZM198 178V180H197ZM222 178V177H221ZM229 178V177H228ZM49 179V178H47ZM53 179V180H54ZM122 179V178H121ZM246 179V178H245ZM117 179H115L116 181ZM123 180V179H122ZM121 180V181H122ZM125 180V179H124ZM129 180V179H128ZM131 180V179H130ZM136 180V179H135ZM114 181V184L117 182L118 184V181L115 182ZM139 181V180H137ZM123 182V181H122ZM121 182V183H122ZM126 181H124L125 183ZM238 182V183H237ZM244 182V181H243ZM37 183V184H36ZM227 183V185L229 184ZM237 183V185H236ZM242 183V182H241ZM239 183V184H241ZM248 183V184H249ZM113 184V182L111 183ZM130 184V183H129ZM138 184V183H137ZM101 185V186H100ZM132 185V184H131ZM128 186V182H127V187H134L135 185L133 186ZM203 185V186H204ZM244 185V184H243ZM246 185V184H245ZM91 186V185H90ZM111 186V185H109ZM126 186V184H125ZM202 186V185H201ZM250 187H252L253 189H250ZM92 188V187H91ZM130 189V188H129ZM133 189V188H132ZM174 191H173V190ZM203 189V188H202ZM201 189V191H203ZM2 190H5L4 192H8L9 191V188L8 189H3V188H0V193ZM135 190H137V188L135 187ZM200 191V190H199ZM206 188H205V191L206 192ZM262 191V193H263ZM139 192V191H138ZM162 192V196L165 197L164 195H166V199L167 202L169 201L170 206H173L174 204V207L171 208V207H168V206H165V204L162 202V196L159 195V193ZM36 193V192H34ZM108 193V192H107ZM124 193V192H123ZM134 193V192H133ZM261 193V195H262ZM10 194H12L10 192ZM39 194V193H38ZM71 194V193H70ZM74 194V193H73ZM122 194V193H121ZM120 194V196H121ZM135 194V193H134ZM141 193L139 192V195ZM42 195V194H41ZM52 195V194H51ZM51 195L49 194V196L51 197ZM72 195V194H71ZM77 195V194H76ZM97 195V196H96ZM127 195V194H126ZM129 195V194H128ZM13 196V194H12ZM48 196V195H47ZM48 196V197H49ZM70 195L68 194L67 197H69ZM141 196V195H140ZM140 196H137L140 197ZM66 197V199H68ZM107 196H105L106 198ZM160 197V199L158 198ZM262 198V197H261ZM102 199V198H101ZM263 199V198H262ZM74 200V199H73ZM104 200V199H103ZM105 201V200H104ZM134 201V200H133ZM71 203V202H70ZM95 203V204H96ZM101 203V202H100ZM103 203V202H102ZM101 203V205H102ZM135 203H136V199H135ZM99 204V203H98ZM168 204V203H167ZM104 205V204H103ZM215 209H214V208ZM263 207V208H262ZM141 209V208H139ZM138 209V210H139ZM143 209L141 212H143ZM251 209H255V213L253 212V210ZM145 210V209H144ZM158 210V211H157ZM202 210H207L210 212L207 214V219L206 221H201L200 220V216L202 213H200V211ZM169 211V213H168ZM251 211V212H250ZM159 212V213H158ZM104 214V213H103ZM102 214V215H103ZM95 216V217H94ZM106 216V215H105ZM104 217V216H103ZM108 217V215H107ZM146 217V216H145ZM106 218V217H105ZM140 218V217H139ZM108 219V218H107ZM153 219V217H152ZM109 220V219H108ZM145 220V219H144ZM254 220H257L254 221ZM261 221V223H259ZM80 223V227L79 226H75V225H72L73 223ZM109 222V221H108ZM145 222V221H144ZM147 222V221H146ZM256 222V223H255ZM107 223V221H106ZM264 223V222H263ZM256 224V225H258ZM106 225V226H105ZM144 225V224H143ZM142 225V226H143ZM148 225V223H147ZM146 225V226H147ZM264 225V224H263ZM75 226V227H74ZM261 225H259L260 227ZM86 227H87V230L89 229V234L86 232ZM144 227V226H143ZM264 227V226H262ZM261 227V228H262ZM93 228H94V231H93ZM145 228V227H144ZM147 228L143 229V230H146ZM152 229V228H151ZM122 230V229H121ZM154 230V229H152ZM159 230V231H160ZM254 230V229H253ZM93 231V233L90 234V232ZM111 231V230H110ZM148 232H150L151 234L155 233L152 232L150 229L146 230ZM158 231V230H157ZM104 233V234H103ZM107 233L106 236H109L110 240H107L109 239L108 237L106 238V236H104L105 234ZM123 234V233H122ZM186 234H188L187 237ZM145 235V234H144ZM147 235V234H146ZM156 235V236H157ZM261 235H263L261 237ZM122 236V235H120ZM155 236V235H154ZM153 236V237H154ZM148 237V236H147ZM160 237V238H161ZM159 238V237H158ZM122 239V238H121ZM128 239V238H127ZM155 240V239H154ZM156 241V240H155ZM125 242V241H124ZM130 242V241H129ZM103 244V245H102ZM126 244V243H125ZM157 244V243H156ZM163 244H160L159 245H163ZM118 245V246H117ZM153 245V243L151 244ZM163 245V246H164ZM254 246V247H251V246ZM111 247V248H110ZM148 247V246H147ZM155 247V246H154ZM160 247V246H159ZM149 248V247H148ZM161 248V247H160ZM109 249V250H108ZM127 249V248H126ZM131 249V248H130ZM142 249V248H141ZM145 249V248H144ZM150 249V248H149ZM156 249V248H155ZM155 249L153 251H155ZM158 249V248H157ZM160 250V249H158ZM125 251V250H124ZM152 251V252H153ZM119 252V253H120ZM149 252V251H148ZM151 252V253H152ZM160 252V251H158ZM20 253V252H19ZM23 255L21 256L22 258V262L26 261V259L28 260L29 256H30V252L28 251V249H26L24 247L23 251H22ZM97 253V252H96ZM117 253V252H116ZM124 253V252H123ZM98 254L101 255L100 252H98ZM127 254V253H126ZM92 255V256H91ZM119 255V254H118ZM125 255V254H123ZM152 254H150L151 256ZM16 256L17 253H16V250L14 249L10 255V260L7 264H18L19 261H17L16 259ZM61 256V255H60ZM64 256V255H63ZM96 257H99L95 254ZM105 256V254L103 255ZM102 256V257H103ZM107 256V255H106ZM94 257V259H93ZM101 257V258H102ZM108 257V256H107ZM106 257V258H107ZM113 257V255H112ZM100 260H98V263L101 261H103V258ZM104 257V260L106 259ZM128 258V257H127ZM153 258V257H152ZM182 258L185 259V261L182 260ZM98 259V258H97ZM108 259V258H107ZM106 259V260H107ZM122 259V258H121ZM146 259V257H145ZM93 260V261H92ZM105 260V264H107ZM124 260V258H123ZM126 260V258H125ZM148 260V259H147ZM151 260V259H150ZM149 260V261H150ZM114 261V260H112ZM56 261H54L55 263ZM111 262V261H110ZM121 262V261H120ZM125 262V261H124ZM20 263V262H19ZM53 263V264H54ZM96 263V264H98ZM114 263V262H112ZM111 263V264H112ZM101 264V263H99ZM102 264H104V262H102ZM109 264V262H108ZM116 264V263H115ZM156 264V263H155ZM162 264V263H161Z\"/></svg>",
	"mask_w": 264,
	"mask_h": 264
}]
</instances>
